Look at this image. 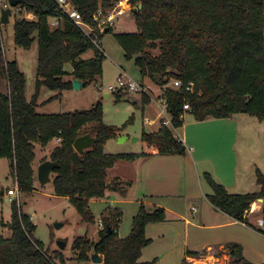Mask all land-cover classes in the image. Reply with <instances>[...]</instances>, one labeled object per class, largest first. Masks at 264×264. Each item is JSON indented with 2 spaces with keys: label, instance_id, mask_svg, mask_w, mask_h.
I'll return each mask as SVG.
<instances>
[{
  "label": "trees",
  "instance_id": "trees-1",
  "mask_svg": "<svg viewBox=\"0 0 264 264\" xmlns=\"http://www.w3.org/2000/svg\"><path fill=\"white\" fill-rule=\"evenodd\" d=\"M87 24L101 8H110L119 0H71ZM137 8L133 13L137 32L116 34L126 60L133 58L142 78L158 80L163 86L170 78L185 86L194 84V92L166 90L167 113L171 126L182 125V107L187 103L196 121L207 118L223 119L234 114L254 116L264 121V0H129ZM23 8L34 15L33 21L18 19L13 25L14 45L29 49L37 40L35 94L30 101L24 95L25 78L16 61H6L2 74L7 92H0V158L10 162V173L20 194L34 189V144L45 147L60 138L48 160L55 164L51 184L53 193L65 197L75 207L83 222H91V199H101L108 187L106 173L118 160H133L141 154H106V141L115 138L118 130L102 123L100 104L88 110L62 114H39L36 98L41 86L50 90L72 89L71 80L77 78L84 86L101 75L103 55L81 56L94 46L68 18L63 17L58 28L50 29L49 17H61L52 0H23ZM110 32V27L108 31ZM1 46V43H0ZM147 49H158L157 56ZM70 67V71L66 70ZM119 93V92H117ZM141 103L149 104L142 96ZM90 125V129L84 128ZM90 134L94 145L78 154L74 140ZM141 141L156 150L158 155H184V146L171 130L159 127L156 132H142ZM202 179L211 192L209 203L233 220L251 226L244 218L252 203L263 200L264 174L256 170L257 193L229 194L209 173ZM1 195V194H0ZM17 204L11 203V219L7 224L9 237L0 236V264H64L57 252L47 254L42 242L34 238L35 225ZM121 210L107 207L101 214L102 227L97 241L76 239L73 248L79 250L80 261H88L93 252L102 264H154L142 262V250L150 244L145 230L150 224L166 220L165 210L148 211L143 205L132 219L129 234L119 238L117 226ZM1 224V222H0ZM229 264H251L242 256L240 245H225ZM201 253L186 251V256ZM182 264H188L183 260Z\"/></svg>",
  "mask_w": 264,
  "mask_h": 264
},
{
  "label": "rangeland",
  "instance_id": "rangeland-1",
  "mask_svg": "<svg viewBox=\"0 0 264 264\" xmlns=\"http://www.w3.org/2000/svg\"><path fill=\"white\" fill-rule=\"evenodd\" d=\"M20 19L19 13L13 12L9 17L8 24H0V92H7V81L2 74V67L6 61H16L20 71L24 74L25 85L24 95L27 101H30L35 94V69L37 64V40L35 39L29 49H22L14 45L13 42V25L16 20ZM137 32L134 16L131 13H126L118 17L110 26V32L98 34L99 48L93 47L82 55L83 59H89L94 56V51H98L103 55L100 76H97L93 81L87 83L81 89L74 90H50L45 86H41L38 90L36 109L39 114H62L73 111L88 110L100 104L102 111V123L106 126L114 127L118 130L117 136L106 141L104 145L105 152L116 154L119 152L125 153H141L143 151V142L141 141L142 132L154 131L159 127V121L153 125H147L146 119H155L159 109L157 107L158 101L150 102V104H142L141 99L143 95L141 92L128 93L116 91H109V86H116V79L125 74L132 81L142 85L148 86L154 91H150V95L154 98L157 94L158 80L151 81L148 78L143 79L139 74L138 68L134 64L133 58L126 60L123 55V50L119 46L115 35L120 33H135ZM147 51L157 56L158 49H147ZM67 68L69 66H66ZM148 82V83H147ZM106 95H108L106 97ZM149 95V94H148ZM146 97V96H145ZM149 100V99H148ZM192 115V114H191ZM169 119L167 114L164 115ZM161 117V119L164 118ZM185 121L191 117L190 114H184ZM237 121L242 127H252L256 124V118L250 115H238ZM258 121V120H257ZM262 122V121H260ZM235 123V120L232 122ZM264 125V121L263 124ZM87 125L84 130L90 129ZM176 135V131L172 132ZM252 136L254 147H263L262 143L264 135L257 137ZM119 137H127L124 142L119 143ZM132 138H137L138 141L131 142ZM52 145L54 143L52 142ZM50 148V147H49ZM36 157L39 154L36 149ZM264 154V153H263ZM177 161L179 158H175ZM179 163L175 171L168 175L163 173L162 167H150V172H153V178H149L144 186L148 192H162L167 196L161 198H149L147 202L169 203L177 204V199L184 190L183 175ZM203 168H210L209 163H204ZM149 171V170H148ZM126 173H135L136 170L132 167L126 169ZM203 174V173H202ZM53 176V175H52ZM138 176L135 181L131 180L120 186L119 192L121 195H111L106 193L101 199H91L88 207L92 215L91 222H83L77 213L75 207L65 197L55 196L49 183L45 186L38 185L35 190L28 194L19 195V205L21 211L28 215L31 222L35 225L34 238L42 242L47 254L51 257L59 252L64 258V264H102L93 263L91 256L93 252L88 253V261L83 262L78 259L79 250L74 249L73 243L76 239H84L89 242L97 241V232L99 230L98 221L101 214L109 205L111 197L119 200L115 205L121 210V219L117 226V234L119 238H125L131 228L132 219L137 214L141 206L140 200H143L141 194L143 189L141 182H138ZM157 180L159 183L163 181H171L172 185L167 189H152L148 185ZM151 181V182H150ZM14 179L10 173V162L6 158H0V188L3 187L5 192L0 195V236L9 237L11 235L7 224L11 219V203L8 198L7 191L14 186ZM164 196V195H163ZM157 199V200H156ZM165 199V200H158ZM113 205V204H111ZM55 223L62 224V227L56 229ZM146 238H151L152 243L144 248L141 260L144 258H153L160 252V244L154 232L148 231L145 233ZM63 241L65 247L59 250L56 243ZM151 260V259H150Z\"/></svg>",
  "mask_w": 264,
  "mask_h": 264
},
{
  "label": "crops",
  "instance_id": "crops-1",
  "mask_svg": "<svg viewBox=\"0 0 264 264\" xmlns=\"http://www.w3.org/2000/svg\"><path fill=\"white\" fill-rule=\"evenodd\" d=\"M66 70L70 71V67H66ZM65 79L72 80L73 78L66 77ZM37 107L38 104L35 110ZM186 113L191 117L186 121L183 117L181 127L173 130L176 131V135L172 133L184 145V155H158L156 150L143 144L144 149L141 153L146 155L133 160H118L107 170L106 193L111 194L107 198L117 194L121 195L122 192L118 191L120 186H123L124 183L130 184L129 182L135 181L138 176L137 180L141 182L144 191L141 194L143 200H140V204L148 211L156 208L165 210L166 220L162 223L150 224L145 230V233L148 231L155 233L161 246L160 252L149 260L148 258L141 260L140 256L142 262L155 259L154 264H182L183 260H186L188 264H229L230 257L228 251L225 250V245L235 243L241 246L242 256L247 262L264 264V228L259 230L255 226L260 219L264 222L263 200L258 203L259 209L253 211L251 204L244 215L245 220L254 227L252 228L243 222L233 220L221 210L214 208L206 198L211 190L202 179V173H209L229 194L259 192L260 186L256 184L255 172L258 170L264 174V148L254 147L251 135L254 137L260 134L264 135L263 121L255 119L257 123L252 127L240 128L241 126L235 118L242 114H234L223 119L207 118L203 121H196L191 113ZM234 120L235 123H232ZM159 127L148 133L156 132ZM262 143L264 144V141ZM57 145L55 140L50 141L45 147L34 144V160L32 162L34 189L38 187L36 184V182L38 183L37 168L48 160L51 151ZM36 149L39 151L37 157ZM141 153L119 152L116 154ZM175 158H179L178 161ZM181 162L183 163L180 166L184 190L179 195L177 204L147 202L149 198H161L168 195L165 192H148L144 187L146 185L144 182L150 177L153 178L150 167H162L163 173L169 175L177 169L176 166ZM204 163H209L210 168H203ZM132 166L136 172L126 173V169ZM52 175L53 173L50 175L51 180ZM171 185V181L159 183L154 180L148 186L152 189H167ZM51 188L53 190L52 186ZM2 189V194H4L5 190L3 187ZM111 198L107 207L120 209L115 205L119 200ZM148 239L152 243V239ZM143 251L144 249L141 255H143ZM186 251L198 252L201 255L189 257L186 256Z\"/></svg>",
  "mask_w": 264,
  "mask_h": 264
},
{
  "label": "built area",
  "instance_id": "built-area-1",
  "mask_svg": "<svg viewBox=\"0 0 264 264\" xmlns=\"http://www.w3.org/2000/svg\"><path fill=\"white\" fill-rule=\"evenodd\" d=\"M23 1V0H22ZM55 5L57 6L58 10L60 11L61 17H49L48 18V25L50 29H55L58 28L61 23H62V18L66 17L68 18L81 32L89 39V41L92 43V45L96 48H99V43H98V34L103 33V30L105 27H110L113 22L120 16L128 13H133L137 11L136 7H133L130 3L129 0H119L118 2H115L110 8H101L99 7L96 12L92 15V21L93 24H87L85 23L76 8L73 6L71 0H52ZM10 8L11 12L10 15L13 12L19 13L21 19H25L28 21H33L34 20V15L31 12L26 11L23 8V2L22 4L17 5L16 7H11L9 0H0V15L1 11L4 8ZM148 86H142L134 81H132L130 78H128L125 74H121L117 79H116V86H109L108 90L109 91H116V92H128V93H136V92H141L143 95H145L150 102H154V100L158 101L157 107L159 109V112L157 114V118L155 119H146V124L147 125H153L157 121H159L160 127H167L169 130L173 131L175 129L172 128L171 126V119L168 120L165 118V114L169 116L167 113V101L166 98L164 97L165 91L170 89L173 91H178L181 90L183 87L185 88V91L188 93H193L194 92V84L193 83H188L187 85L183 86L181 81L175 78H170L169 81L164 84L163 86H158L157 89V94L154 98L151 97L150 91H154L149 87V90L147 88ZM149 94V95H148ZM191 108L190 106L185 103L182 107V114H181V119H183L184 114L186 112H190ZM164 116L163 119L161 117ZM56 143H60L61 139L56 138L54 139ZM182 144L180 140H177ZM183 145V144H182ZM184 146V145H183ZM14 186L10 188L7 191L8 198L19 206V195L20 192L18 190L16 181L14 180ZM98 226L99 228L102 227V222L101 220L98 221ZM257 229L263 230L264 228V222L263 220H258L255 224Z\"/></svg>",
  "mask_w": 264,
  "mask_h": 264
},
{
  "label": "water",
  "instance_id": "water-1",
  "mask_svg": "<svg viewBox=\"0 0 264 264\" xmlns=\"http://www.w3.org/2000/svg\"><path fill=\"white\" fill-rule=\"evenodd\" d=\"M22 2H23L22 0H9L11 7H16L17 5L22 4ZM10 12H11V9L9 7L2 9L1 15H0V24L5 25L9 23ZM107 31H108V28L105 27L103 30V33H106ZM71 84H72V89L74 90L81 89L84 86V82L77 78L72 79ZM127 139H128L127 137H119L118 141L119 143H121V142L126 141ZM136 140L137 138H132L131 142L133 143ZM94 143H95V139L89 134H85V135L77 137L74 140L73 149L76 153L80 154L84 152L85 150L90 149L94 145ZM54 168H55V164L52 163L50 160H47L39 165V167L37 168V181L41 186H44L50 183L51 181L50 175L53 173ZM2 192H3V189L1 187L0 194H2ZM54 227L56 229H59L60 227H62V224L55 223ZM56 245L59 248V250H63L65 247V243L63 241H58ZM91 259L93 263H102V259L97 254H93L91 256Z\"/></svg>",
  "mask_w": 264,
  "mask_h": 264
},
{
  "label": "bare ground",
  "instance_id": "bare-ground-1",
  "mask_svg": "<svg viewBox=\"0 0 264 264\" xmlns=\"http://www.w3.org/2000/svg\"><path fill=\"white\" fill-rule=\"evenodd\" d=\"M261 202H262V200H258L257 202L252 203V210L256 211L257 209H259L258 203H261Z\"/></svg>",
  "mask_w": 264,
  "mask_h": 264
}]
</instances>
